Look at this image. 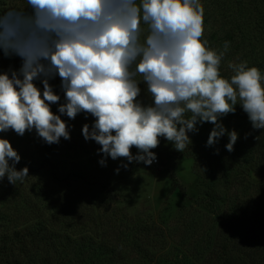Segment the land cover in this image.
<instances>
[{
	"label": "clouds",
	"instance_id": "1",
	"mask_svg": "<svg viewBox=\"0 0 264 264\" xmlns=\"http://www.w3.org/2000/svg\"><path fill=\"white\" fill-rule=\"evenodd\" d=\"M203 33L201 0H24L0 7V53L20 60L18 69L0 71V133L34 130L58 144L70 139L63 116L90 114L94 123L82 134L100 145L101 166L108 157L150 166L160 138L183 152L189 133L210 123L206 146L227 136L231 152L238 133L221 120L240 105L252 127L264 129V74L245 61L230 63L233 74L223 77L224 52L208 47ZM57 76L62 103L50 83ZM141 82L148 104L137 100ZM20 160L0 136V181L16 185L29 176L27 167L17 170Z\"/></svg>",
	"mask_w": 264,
	"mask_h": 264
},
{
	"label": "rangeland",
	"instance_id": "2",
	"mask_svg": "<svg viewBox=\"0 0 264 264\" xmlns=\"http://www.w3.org/2000/svg\"><path fill=\"white\" fill-rule=\"evenodd\" d=\"M9 3L22 6L24 0H9L3 7ZM211 32L212 28L204 22L202 39L207 41ZM210 41L207 46L221 52L212 44L214 41ZM10 59L0 53V71L8 70ZM230 63L233 60L228 65ZM139 86L141 93L137 100L150 103L146 85L141 82ZM58 94L62 103L61 89ZM57 108L58 104L52 105L53 112ZM62 119L70 131V139L61 138L58 144H54L57 145L54 157L62 168H82L93 179L101 181L111 168L120 166L119 171L105 181L106 187L92 190L77 182L70 187L56 184L45 172L30 175L26 182L18 181L16 185L10 184L5 177L0 181V237H11L37 221L54 216L61 220L55 227L59 228L57 234L61 236V242L56 243L55 253L52 250L43 252L42 258L37 260L39 263L46 256L53 259L51 263H59L61 254L68 251L64 245L71 240L75 249L85 248L92 241L115 249L118 258L112 260V264H159L165 259L173 262L186 260L192 264H221L216 254L222 248L224 222L199 206L196 200L204 197L209 185L221 200L222 209L233 200L257 198L258 186L262 182L259 173L253 170L249 182H225L226 172L222 165L188 154L194 145L191 133L192 142L183 152L176 151L171 142L160 138L159 145L152 149L158 159L157 165L147 166L135 161L129 164L126 158L112 160L108 157L106 166H101L99 161L104 155L98 153L100 145L92 140L86 141L82 134L85 124L91 129L94 117L81 113L74 120L66 116ZM35 135L34 130L26 131L23 136L11 130L0 133L10 141L24 163L37 166L42 150ZM131 152L135 156L138 150L133 147ZM227 172L228 178L231 177L232 171ZM55 199L58 205L53 210L51 201ZM255 228L253 234L246 225L237 228L238 246L251 257L248 259L245 254L243 258L234 256L236 262L233 264L244 260L246 264H263L260 250L264 248V235L260 234L261 228ZM85 251L86 257L82 260L78 257L77 264H93L94 257L89 259L88 251Z\"/></svg>",
	"mask_w": 264,
	"mask_h": 264
},
{
	"label": "trees",
	"instance_id": "3",
	"mask_svg": "<svg viewBox=\"0 0 264 264\" xmlns=\"http://www.w3.org/2000/svg\"><path fill=\"white\" fill-rule=\"evenodd\" d=\"M9 0H0V7H3ZM204 7V22L209 28H212L207 42L217 45L221 52L225 55L221 61L220 72L225 78L230 77L233 73L228 68V63L247 62L249 67H257L261 73H264V0H201ZM228 44L225 51L224 45ZM20 66L19 58L13 57L8 62V69H18ZM59 77L57 76L52 85L57 94L60 91ZM221 122L229 130H235L238 133V139L234 145V150L229 152L226 150L228 137L223 136L219 141L209 147L207 140L209 134L214 127L210 123L198 124L195 133H191L194 141L193 148L188 153L190 156L210 161L222 165L224 167L225 182L243 183L249 182L254 170L262 177L260 191L257 192V198L248 200H233L230 205L222 209L217 194L214 192L212 185L204 192V197L197 199L199 206L209 210L215 217L221 218L224 222L222 248L219 254H216L217 260L221 264H233L236 261L234 256L244 257L246 252L242 251L238 245L240 240L237 236V228L247 226L251 229V233H255L256 228H261V235H264V129H254L252 124L240 105L236 106L234 113H229L222 118ZM36 143L42 150V158L37 166L34 164H26L21 159L16 164L17 170L24 167L28 168V174L45 172L47 176L56 184L64 186H72L77 182L92 190L96 187H106L105 181H109L112 175L120 168L113 167L106 174L104 180L93 179L86 170L77 167L65 168L56 162L54 157V149L57 145H48L41 138L35 135ZM232 171L228 178V172ZM236 172V175L233 173ZM24 179L26 182L29 178ZM6 197V196H5ZM51 201V200H50ZM54 203L53 210L58 205V200H52ZM70 207V206H68ZM61 220H57L54 216L37 221L31 224L25 230H19L12 234L11 237H0V264H77V258L82 260L86 257L92 260L93 264H112V260L118 258V252L113 248L103 245H96L94 241L89 242L85 248L79 247L75 249L74 242L67 241L64 245L68 251L61 254L59 263L53 262L52 258L46 256L40 260L42 253L52 250L59 242L61 236L57 234L55 228ZM252 225V228H251ZM68 239V238H66ZM264 239V237H263ZM252 242V237H250ZM61 242V240H60ZM85 249V250H84ZM264 261V248L260 250ZM75 255V258H74ZM77 255V256H76ZM246 255V254H245ZM249 259L251 256L248 254ZM192 264L186 260L171 261L162 260L159 264ZM246 264L245 260L237 264ZM264 264V262H263Z\"/></svg>",
	"mask_w": 264,
	"mask_h": 264
},
{
	"label": "built area",
	"instance_id": "4",
	"mask_svg": "<svg viewBox=\"0 0 264 264\" xmlns=\"http://www.w3.org/2000/svg\"><path fill=\"white\" fill-rule=\"evenodd\" d=\"M158 164V159L156 161H154L151 166L157 165Z\"/></svg>",
	"mask_w": 264,
	"mask_h": 264
}]
</instances>
